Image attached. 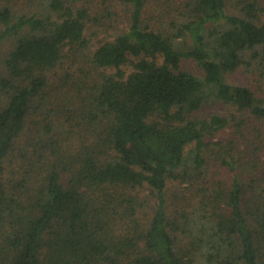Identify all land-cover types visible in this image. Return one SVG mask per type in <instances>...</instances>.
I'll return each instance as SVG.
<instances>
[{"label": "trees", "instance_id": "1", "mask_svg": "<svg viewBox=\"0 0 264 264\" xmlns=\"http://www.w3.org/2000/svg\"><path fill=\"white\" fill-rule=\"evenodd\" d=\"M171 2L0 0V264H264V0Z\"/></svg>", "mask_w": 264, "mask_h": 264}, {"label": "rangeland", "instance_id": "2", "mask_svg": "<svg viewBox=\"0 0 264 264\" xmlns=\"http://www.w3.org/2000/svg\"><path fill=\"white\" fill-rule=\"evenodd\" d=\"M168 2H170L171 4L168 6L170 7V12H173V4L171 2V0H168ZM164 14L163 11H160L158 13H154V15L156 17L161 18L162 15ZM6 45L0 46V51H3ZM182 69L184 70H189L191 72L194 73H198V74H202L203 72L200 70V68L197 66V64L192 61V60H184L182 62ZM112 70H107V73H110ZM229 80L232 82H237V83H241V84H246L248 86H251V88L256 91H258V86L255 83L256 80H254V75L249 76V74H247L243 69H238L235 73L230 74L229 76ZM231 108L226 105L223 104L219 101H209V103L204 107L203 111L204 112H213V111H219L222 113H227V112H231ZM233 111V110H232Z\"/></svg>", "mask_w": 264, "mask_h": 264}]
</instances>
